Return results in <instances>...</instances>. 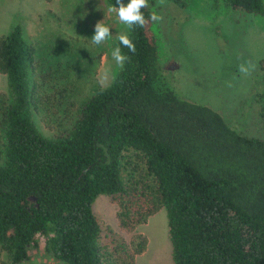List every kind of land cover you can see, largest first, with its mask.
Returning <instances> with one entry per match:
<instances>
[{
  "label": "trees",
  "instance_id": "trees-1",
  "mask_svg": "<svg viewBox=\"0 0 264 264\" xmlns=\"http://www.w3.org/2000/svg\"><path fill=\"white\" fill-rule=\"evenodd\" d=\"M157 1L142 9L146 18ZM221 1L264 18V0ZM154 23L128 29L135 53L120 46L129 57L123 68L53 138L34 120L33 51L21 24L0 36L8 87L0 93V250L9 264L28 260L40 245L63 264H132L147 242L133 231L159 207L174 264H264V138L241 133L217 110L174 91L159 63ZM118 45L117 37L112 48ZM258 66L256 100L264 120V58ZM127 154L140 164L131 162L128 181L122 174ZM102 194L120 196L116 218L131 233L129 251L101 245L92 203Z\"/></svg>",
  "mask_w": 264,
  "mask_h": 264
},
{
  "label": "rangeland",
  "instance_id": "rangeland-1",
  "mask_svg": "<svg viewBox=\"0 0 264 264\" xmlns=\"http://www.w3.org/2000/svg\"><path fill=\"white\" fill-rule=\"evenodd\" d=\"M184 1L183 8L166 0L151 6L163 16L153 29L165 77L180 97L209 105L243 134L264 138V120L256 100L261 76L258 61L264 58V18L232 11L221 0ZM110 7L107 0H0V36L19 23L32 48L37 100L34 120L47 138L67 129L78 106L97 88L108 86L120 68L111 55L112 42L128 29ZM98 22L111 29L109 40L99 46L91 42ZM242 63L254 65V70L241 73L238 66ZM0 93L8 94L3 73ZM2 149L0 143V163ZM123 162L122 174L128 181L132 163L140 164L130 154ZM139 173L136 170L134 177ZM149 181L145 178L146 184ZM119 198L102 194L92 203L101 245L117 253L131 250V233L122 231L116 218ZM133 232L143 234L147 242L132 264H174L163 207ZM9 262L0 250V264ZM17 264L63 263L40 245L29 251L28 260Z\"/></svg>",
  "mask_w": 264,
  "mask_h": 264
},
{
  "label": "clouds",
  "instance_id": "clouds-1",
  "mask_svg": "<svg viewBox=\"0 0 264 264\" xmlns=\"http://www.w3.org/2000/svg\"><path fill=\"white\" fill-rule=\"evenodd\" d=\"M164 0H159L160 4H163ZM149 0H127V3H124V0H116V5L109 8L110 12H114L121 24L125 25L127 29H133V26L145 27L148 24V21L151 20L155 23H159L163 20V16L153 10L148 18L145 17L142 9L148 7ZM118 5V6H117ZM111 37V29L109 26L98 22L95 25L94 34L91 36V42L94 45H102L104 42L109 40ZM119 45L112 50V57L115 60L116 64L123 68L126 60L129 59L121 50V45L126 47L130 52L135 53L136 45L130 36L124 32L118 36ZM254 65L245 66L241 64L238 66V70L241 73L247 74L250 70H254Z\"/></svg>",
  "mask_w": 264,
  "mask_h": 264
}]
</instances>
